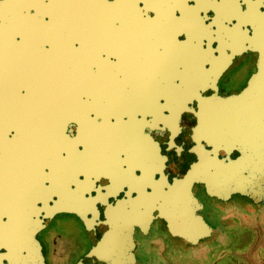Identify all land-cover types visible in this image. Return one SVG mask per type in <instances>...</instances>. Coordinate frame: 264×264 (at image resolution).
Here are the masks:
<instances>
[{
	"label": "flooded vegetation",
	"instance_id": "flooded-vegetation-1",
	"mask_svg": "<svg viewBox=\"0 0 264 264\" xmlns=\"http://www.w3.org/2000/svg\"><path fill=\"white\" fill-rule=\"evenodd\" d=\"M15 1L0 29L1 263L77 264L131 221L141 264H195L199 246L206 264H264V202L235 190L246 144H264V0ZM188 175L196 240L169 228Z\"/></svg>",
	"mask_w": 264,
	"mask_h": 264
},
{
	"label": "water",
	"instance_id": "water-1",
	"mask_svg": "<svg viewBox=\"0 0 264 264\" xmlns=\"http://www.w3.org/2000/svg\"><path fill=\"white\" fill-rule=\"evenodd\" d=\"M17 6L15 0H0V29L16 27ZM214 160L219 168L215 169L210 178L208 190L211 195L222 198L224 197V160L217 156L214 157ZM238 163L246 175L241 186L236 187L235 190L251 198L254 203L264 202V144H246ZM191 180V176L188 175L187 180L178 186L183 205L181 223L175 224L170 221L169 228L174 234L182 235L189 240H196L200 235L199 223L195 221L196 214L193 209L190 210L186 207L193 195ZM134 250V223L131 221H124L122 224L113 223L107 233L92 247L86 258L81 259L77 264H95L97 262L141 264L137 262ZM0 264H2L1 260Z\"/></svg>",
	"mask_w": 264,
	"mask_h": 264
},
{
	"label": "rangeland",
	"instance_id": "rangeland-1",
	"mask_svg": "<svg viewBox=\"0 0 264 264\" xmlns=\"http://www.w3.org/2000/svg\"><path fill=\"white\" fill-rule=\"evenodd\" d=\"M199 248V249H198ZM197 249L199 250L197 253H195V255H197L198 254V256L197 257H199V258H197V259H195L196 260V262H195V264H206L207 262H206V260H204L205 258H201V257H203V255L205 254V252L207 251V249H206V246H202V247H198ZM201 250V251H200ZM181 262H183V264H186V261H184V260H178L177 262H176V264H181ZM190 262V261H189ZM193 262V261H192ZM163 264V263H162ZM193 264V263H192Z\"/></svg>",
	"mask_w": 264,
	"mask_h": 264
},
{
	"label": "bare ground",
	"instance_id": "bare-ground-1",
	"mask_svg": "<svg viewBox=\"0 0 264 264\" xmlns=\"http://www.w3.org/2000/svg\"><path fill=\"white\" fill-rule=\"evenodd\" d=\"M117 119V118H116Z\"/></svg>",
	"mask_w": 264,
	"mask_h": 264
}]
</instances>
